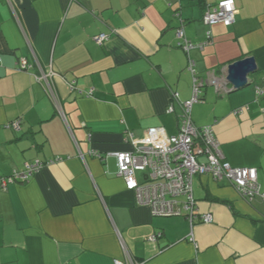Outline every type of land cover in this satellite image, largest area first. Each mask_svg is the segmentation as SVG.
<instances>
[{
	"label": "crops",
	"instance_id": "1",
	"mask_svg": "<svg viewBox=\"0 0 264 264\" xmlns=\"http://www.w3.org/2000/svg\"><path fill=\"white\" fill-rule=\"evenodd\" d=\"M220 1L0 0V264H264L258 198L195 176L193 199L213 222L190 225L183 214L154 216L116 175L115 153L178 134L180 103L193 96L190 60L205 79L253 56L247 86L206 85L191 119L212 127L231 167L255 168L264 192V95L255 93L264 0H233L232 25L205 26V7ZM179 26L193 44L209 31L208 44L184 52ZM98 34L107 36L101 45ZM20 60L30 67L18 70ZM41 73L46 81L35 78ZM35 161L42 165L27 182L2 185Z\"/></svg>",
	"mask_w": 264,
	"mask_h": 264
},
{
	"label": "built area",
	"instance_id": "2",
	"mask_svg": "<svg viewBox=\"0 0 264 264\" xmlns=\"http://www.w3.org/2000/svg\"><path fill=\"white\" fill-rule=\"evenodd\" d=\"M235 4L233 0H222L217 4L205 7L202 23L211 27L215 24L232 25L235 21ZM179 17V13L174 14ZM207 40L203 43L193 44L188 41L182 26L175 30L177 46L188 53L193 49H202L208 44L210 32L206 33ZM107 36L98 34L93 41L101 45ZM18 70H26L30 66L25 60H20ZM188 70L193 74V96L190 100L180 103L181 114L179 116V132L177 135L169 136L161 141H149L143 145H136L130 152L115 153L116 175L124 181L125 188L134 192L136 202L140 206H146L154 216L170 217L183 214L190 225L193 222L211 224L212 215L200 213L196 206V201L192 196V181L195 176L208 175L214 181H225L231 185L237 194L245 201L258 198L264 206V192L260 191L257 182V171L255 168H234L226 161L220 150V144L214 135L211 126L197 127L191 119V108L198 102V95L202 87L211 85L219 93H226L228 86L225 80V70L220 75L215 71L207 73L205 79L196 76L193 64L189 61ZM49 75L41 73L35 78L38 81H46ZM264 84V78H263ZM71 85V91L73 90ZM51 95L52 90L49 89ZM257 96L264 95V85L255 91ZM53 98L52 96H50ZM168 112H173V107L168 108ZM237 110L235 114H239ZM17 128V124L13 125ZM132 140V134H125V141ZM132 142V141H131ZM89 155L102 160V157L94 151ZM53 160L48 164L53 163ZM59 161V160H58ZM39 161L26 163L22 170L13 171L7 177L1 179L3 186L13 183H25L41 167ZM137 174L143 175V180L139 181ZM160 234L150 235L147 240L154 243ZM190 240L193 241L192 235ZM114 264H135L132 261L122 263L115 261Z\"/></svg>",
	"mask_w": 264,
	"mask_h": 264
},
{
	"label": "water",
	"instance_id": "3",
	"mask_svg": "<svg viewBox=\"0 0 264 264\" xmlns=\"http://www.w3.org/2000/svg\"><path fill=\"white\" fill-rule=\"evenodd\" d=\"M257 72L256 61L253 56L234 61L226 66L225 80L228 93L239 90L247 86L248 77Z\"/></svg>",
	"mask_w": 264,
	"mask_h": 264
},
{
	"label": "trees",
	"instance_id": "4",
	"mask_svg": "<svg viewBox=\"0 0 264 264\" xmlns=\"http://www.w3.org/2000/svg\"><path fill=\"white\" fill-rule=\"evenodd\" d=\"M176 29H177V28H176ZM176 29H175V30H176ZM263 85H264V84H263ZM204 87H205V86H204ZM204 87H202L201 90H200V93H199V95H198V97H197V99H198V102H197V103H200V102L202 101V98H203V97H202V90H203Z\"/></svg>",
	"mask_w": 264,
	"mask_h": 264
},
{
	"label": "rangeland",
	"instance_id": "5",
	"mask_svg": "<svg viewBox=\"0 0 264 264\" xmlns=\"http://www.w3.org/2000/svg\"><path fill=\"white\" fill-rule=\"evenodd\" d=\"M138 178H140V175H138Z\"/></svg>",
	"mask_w": 264,
	"mask_h": 264
}]
</instances>
